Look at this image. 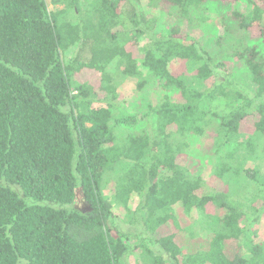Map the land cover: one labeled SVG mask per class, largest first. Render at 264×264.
I'll return each instance as SVG.
<instances>
[{
    "label": "trees",
    "instance_id": "trees-1",
    "mask_svg": "<svg viewBox=\"0 0 264 264\" xmlns=\"http://www.w3.org/2000/svg\"><path fill=\"white\" fill-rule=\"evenodd\" d=\"M53 2L65 7L0 0V264H124L137 245L111 221L114 204L129 208L134 198L138 246L149 244L152 264H264V242L252 240L248 223L253 203L264 198V174L259 164L244 169L245 154L239 158L245 147L254 150L255 136L264 152V0H242L248 12L224 16V32L209 39L210 48L183 36L180 24L205 27L212 0ZM161 3L170 5L177 25L146 26L147 9ZM254 28L263 30L262 40L250 38ZM143 36L149 39L139 58L131 47ZM72 48L76 54L66 63ZM117 58L124 76L146 70L157 87L143 124L133 115L115 118L119 86L107 67ZM228 60L244 64L240 81L224 75ZM85 69L99 72V88L75 80ZM253 115L259 117L244 140L241 125ZM125 124L131 130L124 134ZM207 132L209 160L226 190L179 160L190 152L189 138ZM123 163L128 167L117 173ZM225 172L242 177L249 200L236 199ZM79 191L87 211L74 207ZM176 205L208 224L207 248L189 253L179 244L188 232ZM228 242L236 243L234 256Z\"/></svg>",
    "mask_w": 264,
    "mask_h": 264
},
{
    "label": "rangeland",
    "instance_id": "rangeland-1",
    "mask_svg": "<svg viewBox=\"0 0 264 264\" xmlns=\"http://www.w3.org/2000/svg\"><path fill=\"white\" fill-rule=\"evenodd\" d=\"M84 0H81L83 3ZM213 3L211 4L212 10L207 13L208 22L206 23L205 27L203 28H194L191 30H187L186 23L183 22L180 24V27L182 29V35L184 36L187 32L190 38H198L201 41H206V46L210 48L211 41L209 40L212 37H216L218 35H222L224 32V25L222 18L226 15H230L233 10H240L242 12H248L249 6L246 5L242 0H212ZM48 4V9L50 11H56L58 9H63L65 7L64 3L55 4L53 0H46ZM86 2V1H85ZM147 22L146 26L149 25L150 27H153L154 29H164L173 26L176 24V18L173 14L171 7L167 3H161L159 8H149L147 9ZM177 25V24H176ZM147 29H149L147 27ZM262 31L261 29L254 28L250 31V38L252 40H262ZM151 34L152 32L149 31ZM148 37H141L139 45L135 47H131V50L135 53L137 57H141L142 52V46L145 45V43L148 41ZM264 39V38H263ZM262 45H264V41H262ZM76 54V48H72L69 51H67L64 54V59L66 63L70 62L72 57ZM196 66V63H189L188 68L190 70H193ZM223 72L226 73L224 75H229L233 77H239L237 78L239 81L244 78V71H241L244 69V64L240 61H226L223 63ZM121 67L118 66V58L113 60L109 66L107 67V70L111 72L114 75V78L116 79L118 83V106L117 111L115 112V118H121V117H130L131 115L137 117V120L139 123H144L145 116L143 113L146 110V106L148 103L150 104H156L158 100V93H157V87L153 83V80L148 77V74L146 70H143L142 76H124L121 71ZM194 71V70H193ZM192 72V71H191ZM235 75V76H234ZM231 76V77H232ZM75 80H77L79 83H91L95 87L99 88L100 85V74L97 71L85 69L81 73L77 74L75 76ZM148 78L147 83H144V80ZM101 93V92H100ZM258 115H253L248 118H246L242 125H241V131L244 133L242 135V139H248L250 138V135L253 132V126L254 122L258 119ZM122 129L121 133H127V131L131 130L129 126L119 125V129ZM211 132H207L206 136L204 137H196L191 136L189 138L190 141V152L188 154L182 155L179 160L180 162H183L187 164L190 171L193 173H199L202 177H204L207 182L212 186H216L219 190H226L228 188V183H226L224 180H221L216 177L215 175V163L214 159L209 160L212 149H211ZM263 142L262 139L258 138L257 136L254 137L253 142V148L248 149L245 147V149H242L241 152H239V158L242 157L243 154L244 157L242 159L246 160L244 163V169L250 167V171H255L257 165H260L259 174L263 176L264 174V152L262 151V145ZM213 163V164H212ZM237 165L236 163H234ZM128 167V164L123 163L116 167V172H124L125 169ZM236 168V167H235ZM230 177L232 180H230L232 189L239 194L236 195L237 200H249V197H246L249 195L248 191L242 190V185L244 183V180L242 177H236L237 173L233 175L232 172H229ZM226 176H229L225 172ZM111 179L110 177L107 178V180ZM113 179H111L108 185H105V188H107L106 193L111 196H113ZM112 187V188H111ZM251 196V195H249ZM251 202V200H250ZM74 207L81 211H87L89 209V206L84 199L81 191L78 192L77 199L74 203ZM138 207V200L137 198H134L129 203V208H125L121 206L120 204H114V216L111 221V227L115 228L121 233H125L129 236L130 242L132 245H137L136 249L133 250L129 255L125 258L124 264H152V254L149 253L147 250L150 249L148 242H146L147 246H138L139 243H141L143 236L139 237L136 236L137 234H140L142 232L141 226L134 220L132 212H137ZM176 210L178 213V216L180 218L181 224L183 227L187 229L188 233H194L195 236H191L188 233L181 234L178 236V242L180 245H182L186 252L192 253L196 252L200 249H205L208 247L209 240H208V232L209 227L208 224H205V221L198 222L197 218L187 217L183 212L181 205H176ZM253 211L252 216H249L248 223L251 224V229L255 231V235L252 236L253 241H261L264 242V198H257L256 202L253 203L252 206ZM256 208V209H255ZM257 211V212H256ZM204 225V228L202 227ZM170 224L163 225L158 233L157 236H161L165 232L169 230L168 226ZM151 248L155 250V252L158 254L161 251V248L158 245H152ZM147 249V250H146ZM236 249V243L235 242H228L227 243V253L230 256H234Z\"/></svg>",
    "mask_w": 264,
    "mask_h": 264
}]
</instances>
